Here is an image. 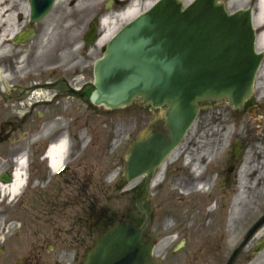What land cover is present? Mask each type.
Segmentation results:
<instances>
[{
  "label": "flooded vegetation",
  "instance_id": "1",
  "mask_svg": "<svg viewBox=\"0 0 264 264\" xmlns=\"http://www.w3.org/2000/svg\"><path fill=\"white\" fill-rule=\"evenodd\" d=\"M56 3L0 0V187L13 179V171H22L25 185L19 198L29 197L32 203L30 231L19 237L21 227L4 240L0 264H83L94 241L119 219L138 227L142 241L151 244L149 264H264V203L257 206L258 215L249 226L241 222L233 241L229 234L213 235L206 227L212 213L221 223L239 195L243 160L254 144L249 120L264 116L263 91L257 90L240 112L224 102L200 104L199 112H208L213 127L205 159H199L202 153H188L192 147L179 146L151 177L120 178L103 188L97 171L102 166L107 170L110 162L102 165L103 154L93 150L95 141L84 146L79 139L86 128L93 136L97 119L104 117L100 111L86 113L87 109L94 112L88 101L92 65L103 51L97 57L93 45L85 44L87 31L81 14L58 20L77 33L72 40L54 37ZM132 3L111 1L120 8ZM77 4L78 0H70L69 9ZM251 5L254 14L256 2ZM33 8L36 16L46 10L45 15L33 21ZM98 20L89 24L97 34ZM61 108L69 113L61 117ZM162 112L144 107L139 100L129 106L124 163L150 134L165 132ZM229 117L242 126L232 137L222 129L223 119ZM60 118L70 125L65 130L53 129ZM61 139L67 142L66 168L53 177L48 149ZM76 167L81 170L74 172ZM4 200L0 194V201ZM17 208L10 212L12 218Z\"/></svg>",
  "mask_w": 264,
  "mask_h": 264
},
{
  "label": "water",
  "instance_id": "2",
  "mask_svg": "<svg viewBox=\"0 0 264 264\" xmlns=\"http://www.w3.org/2000/svg\"><path fill=\"white\" fill-rule=\"evenodd\" d=\"M42 12L39 16H43ZM95 41L94 30L86 44ZM252 11L229 14L218 0H157L107 44L93 70L91 105L105 110L133 100L164 108L166 137L138 144L124 171L148 177L183 141L204 101H225L241 111L253 93L263 54L255 52ZM127 222H117L94 243L84 264H148L152 246Z\"/></svg>",
  "mask_w": 264,
  "mask_h": 264
},
{
  "label": "rangeland",
  "instance_id": "3",
  "mask_svg": "<svg viewBox=\"0 0 264 264\" xmlns=\"http://www.w3.org/2000/svg\"><path fill=\"white\" fill-rule=\"evenodd\" d=\"M139 3L141 6L146 0H134ZM153 1V0H150ZM185 6L189 3H186L185 0H180ZM256 2V0H221L226 6V9L229 13H233L239 9H245L250 6L251 3ZM108 2L110 0H78V6H74L69 9L70 0H57V3L54 7V37H59L60 40H72L73 36L77 33L72 31V26H61L58 20L62 19V16L73 17L74 14L84 15L85 18V29L86 31L89 28V24L95 18L108 19L109 22H112L117 15H120L124 12L120 8H116L111 4L108 7ZM143 10L140 12L142 13ZM118 25V24H117ZM126 23L119 26V30L125 26ZM111 24L109 23L108 27L111 28ZM107 28L103 26H99L98 37L106 34ZM258 34L264 32V26L260 28H256ZM94 48L96 56L98 57V52L103 48V46L95 45L92 46ZM257 52H263L264 47L257 46ZM257 90H262V96H264V62L262 64L261 71L258 73L256 81H255V92ZM261 101H264V98L261 97ZM221 109H225L221 108ZM56 110V109H55ZM99 110V109H97ZM226 110V109H225ZM87 114H93V112L86 110ZM96 111V110H95ZM102 115L104 117L97 119L95 125L94 132L95 134L89 137V130L82 131L79 139L84 143V146H90L94 141L95 147L93 150L99 151L103 154L102 165L106 166L105 161L110 162V166L107 168L102 166V171L98 168L97 174L100 175L102 187L113 184L118 179L122 178L123 175V164L125 160V148H126V125H127V115L129 113V108L113 111V112H104L102 111ZM69 111L61 108V117L67 115ZM97 113V112H94ZM56 114V113H55ZM210 115L208 112H202L194 126L187 132V136L182 143V147H192L191 152H196L197 154L202 153L199 158L205 159L208 155L205 148L210 146L209 137L211 135V131L213 130L210 127L209 122ZM225 125L223 126V130L226 131L227 136H234L235 131H241L242 126H236L235 122H232V118L223 119ZM222 121V123H223ZM249 131L251 132L252 138L254 140L253 146L247 151L246 156L243 160V174L244 177L241 179L238 190L241 195L240 197V213H233V218L229 216V212H226L225 218L221 219V224H217L216 215L214 214V218L209 216V220L206 223V227L211 231H213V235H216L218 232H222L230 235V241H233L232 236L234 235L236 230L241 231V222L244 221V227L247 226L250 219L257 215L259 212L257 206L261 203H264V156L262 151L260 150L259 143L263 142L264 138V116L255 121L249 120ZM208 123V125H207ZM224 124V123H223ZM69 122L65 119L60 118L53 124V129H63L65 130ZM206 125V126H205ZM238 128V129H237ZM226 146V144H225ZM105 148L107 150H105ZM251 159L253 162L252 166L250 165ZM76 169V171H75ZM81 170V168H74V172ZM254 175L253 177H250ZM95 186V187H94ZM97 183H94L92 189H96ZM91 190L87 189V193H90ZM8 193H5L7 195ZM9 195L8 197H10ZM7 197V198H8ZM18 197V196H17ZM2 208H0V247L2 245V240L7 239L8 236L13 234L14 232H20V227H23L21 234L19 237L26 236L25 234L30 231L31 228V200L30 198H25L23 201H17L16 197L12 200H4L0 201ZM18 207L17 212L13 215L14 219L10 215L14 208ZM7 210V213H4ZM7 221H13L11 223H7ZM213 228V229H212ZM25 233V234H24ZM2 255V254H0Z\"/></svg>",
  "mask_w": 264,
  "mask_h": 264
},
{
  "label": "bare ground",
  "instance_id": "4",
  "mask_svg": "<svg viewBox=\"0 0 264 264\" xmlns=\"http://www.w3.org/2000/svg\"><path fill=\"white\" fill-rule=\"evenodd\" d=\"M154 1L155 0L153 1L147 0V2L144 3L142 9L137 4V2L135 3L133 2L129 9L124 11L122 14L117 15L112 22H109L108 20H104L102 22L103 27L107 28L110 23L111 25L114 26V28L109 34L108 33L104 34L103 37L99 40L98 44L99 45L106 44V42L112 37L113 33H115V31L118 30L120 25L132 21L135 17H137L140 14L142 10L143 11L149 10V8L151 7ZM191 1L192 0H185L186 3H190ZM256 8H257V15L254 18L253 25L254 28H260L264 25V0H258ZM256 45L261 48L264 47V32L258 36ZM66 148H67L66 141L61 139L48 151L47 159H48L49 167L54 174H56L61 168V165L64 160L63 158ZM22 185H23V173L21 171H18L15 174L14 183L10 186L1 187L0 192L8 193L12 196H16L19 194ZM239 205H240V194L238 195L234 203V207L230 212V217H231L230 219L234 217L233 213L234 214L240 213Z\"/></svg>",
  "mask_w": 264,
  "mask_h": 264
}]
</instances>
